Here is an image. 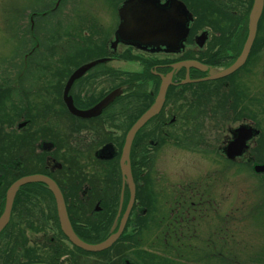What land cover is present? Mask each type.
Instances as JSON below:
<instances>
[{"label": "flooded vegetation", "instance_id": "1", "mask_svg": "<svg viewBox=\"0 0 264 264\" xmlns=\"http://www.w3.org/2000/svg\"><path fill=\"white\" fill-rule=\"evenodd\" d=\"M57 1L51 15L60 5L61 11L64 3L69 6L62 13L71 12L73 23L68 36L79 47L60 49V54H56L58 49H44L46 59L41 62L37 82L40 96L31 95L39 106L31 115L29 108L24 113H16L18 127L25 134L22 138L14 122L11 131H7L14 137L18 152L25 150L26 154L30 150L35 161L21 153L2 161L0 173L3 183L9 184L30 174L53 180L63 195L71 226L84 242L98 244L119 231L131 199V184L121 162L127 133L155 103L164 78L170 75L171 82L161 110L141 126L132 140L129 164L135 199L116 241L99 251L75 245L62 229L54 193L48 184L36 181L21 186L16 193L11 219L15 214L18 222L11 224L10 219L0 238L9 228L16 231V236L12 240L10 233L7 243L0 244V264H152L151 258L141 255V249L150 244H137L133 239L143 223L146 227L159 225L151 215L149 224L140 218L157 206L147 191L149 180L145 179L156 164L160 149L175 145L196 153H215L227 166L251 163L255 168L264 164L259 148L254 151L256 157L249 153L252 144L260 142L264 135V123L249 117V107L256 103L264 108V93L250 91L243 75L261 31L262 16L245 63L228 75L210 79V75L232 65L244 48L252 9L249 0H179L186 5L189 17L188 34L177 48L169 45L167 34L161 38L155 35L145 43L127 38L128 33L121 36L118 31L121 23L126 18L129 24L133 21V8L123 12L126 18L122 15L126 0ZM159 1L163 9L170 8L169 0ZM93 9L96 12L102 9L105 19L96 16ZM170 32L171 36L175 34L171 29ZM42 53L33 62L29 61L31 66L38 65ZM184 62L201 67H187ZM24 67L28 66L24 64ZM78 70L82 73L67 92L77 109H92L115 92L97 114L80 116L66 104V85ZM22 77L23 74L19 79ZM22 81L21 85H25V79ZM172 89L180 96V113L168 120L163 113ZM241 127L252 129V136L246 140L242 153L230 158L227 147ZM211 183H196L193 187L199 191L196 195L176 194L172 209L176 210L177 218L172 226L167 223L163 244H186V238L197 237L196 228H189L199 216L196 213L200 212V219L205 223L217 224L216 195L212 193ZM23 190L26 193L21 194ZM18 194L21 199L17 201ZM35 195L38 196L36 206L28 203ZM219 221L228 223L227 219L219 218ZM186 222L187 229L183 231ZM130 225L132 230L128 231ZM66 245H70L68 250Z\"/></svg>", "mask_w": 264, "mask_h": 264}, {"label": "rangeland", "instance_id": "2", "mask_svg": "<svg viewBox=\"0 0 264 264\" xmlns=\"http://www.w3.org/2000/svg\"><path fill=\"white\" fill-rule=\"evenodd\" d=\"M59 1L60 3L66 2V0ZM56 2L59 3L57 0H0V119L2 118L0 138L5 135V132L11 131L12 126L5 121L15 117L18 112L15 110L23 112L27 110L24 108L25 104L21 105L19 103L20 100L27 95L36 97L39 94L40 96V91L37 92V82L39 83L38 75L41 71V62L46 59L44 49H58L56 54H60V49L79 47V44L76 41H71V36H68L69 26L73 23L71 12L62 13L63 10L68 11L69 6H65L66 3H64L62 11V5H60L57 11L51 15L53 10L51 8L55 6ZM248 4L251 6L253 0H249ZM76 9L79 10V8ZM101 10L96 12V9H93V13L105 19ZM261 16V31L253 48L246 69L247 72H244L243 75L248 81L247 85L250 91L259 90L264 93V12ZM23 39L26 40L25 45L22 44ZM42 40H45L46 47H42ZM39 52L44 53L40 56L38 65L31 66L29 61L34 60ZM49 61L52 62L50 59ZM24 64L28 67L25 68ZM21 73L26 78L25 85L14 82L18 79L14 80L13 78L20 77ZM16 101L18 104L15 103ZM180 103V96L176 93V89L175 91L172 89L163 113L164 119L169 120L174 114H179ZM26 106L29 107V103ZM262 106H264V99ZM249 117L257 118V121L264 123V119H262L264 118V108L253 103L249 107ZM223 122L225 121L223 120ZM18 123L19 121L15 119V129L20 132V138H22L25 134L21 133ZM232 123L237 126L236 123ZM256 148L260 149L259 157L264 160V135L260 142L252 144L249 153L255 157L257 156L254 152ZM16 149H19V147L16 146ZM187 149L186 147L183 150L175 145H167L160 149L157 153L156 164L151 167L147 179H145L149 180L147 191L151 193L157 206L153 211L148 212L149 216L144 215L141 217L140 221L149 224L151 215L159 225L156 228L151 224L149 231L145 228L143 235L140 237L141 239H137L140 240L139 244L145 246L150 244L148 248L141 249V255L152 257V261H155L154 264H159V262L161 264H264L263 172L256 173L251 163L244 166H227L218 157H215V153L201 154ZM21 153L29 160L35 161L30 150L26 154L25 150L19 151L17 155ZM216 154L218 155V152ZM21 158H18V160ZM122 167L124 175H127V164H123ZM139 177L141 178V175ZM136 181L139 184L142 183L139 179H136ZM208 181L213 183H211L212 193L216 195V207H214L217 209V224H210L209 221L205 223L200 219V212L196 213L199 216L192 221L189 228H196L198 236L192 237L191 235V237L186 238L185 245H192L191 255L185 254L188 246L182 254L180 250L185 248L182 244H175L176 248L172 244L169 247L163 244L165 238V236L163 237V231L167 229V223L169 222V226H172L177 218L176 210L172 209L176 194L181 192L196 195L199 191L193 189L194 185L198 182ZM0 182L1 209L2 202L5 204V191L9 183H3L2 174L0 175ZM24 190L29 189L25 188ZM24 190L21 194L26 193ZM29 192L31 191L29 190ZM170 193L173 194L170 195ZM20 199L21 197L18 194L16 200ZM37 200L38 196L35 195L28 203L32 202L36 206ZM17 201H15V205ZM17 205L21 206L20 203ZM212 215H214V212L211 213ZM219 218L227 219L228 223L220 222ZM11 220H13L11 224L18 222L15 214H13ZM185 225L183 231L187 229V222ZM131 230L132 226L130 225L128 231ZM10 233L12 234V240L15 238L16 231L9 228L3 238H0V244L7 243ZM22 235L21 232V240ZM222 236H224V239H222ZM206 241H209L210 244ZM66 246L65 250H68L70 245ZM148 250L149 252H147ZM145 251L147 255L144 254ZM194 256L198 260L195 261V258L193 260Z\"/></svg>", "mask_w": 264, "mask_h": 264}, {"label": "water", "instance_id": "3", "mask_svg": "<svg viewBox=\"0 0 264 264\" xmlns=\"http://www.w3.org/2000/svg\"><path fill=\"white\" fill-rule=\"evenodd\" d=\"M159 2H160L159 0H126L121 9V12L123 15V12L126 9H128L129 7L133 8L134 9L133 17H132L133 21L131 24H129L128 18H126L123 15V17L126 19L120 25V29L118 30L119 34L121 36H125L126 33H128L127 38L134 40L137 39L143 43L149 41V39L155 38V35H157V38H161L165 36L164 34H167L169 36V45L171 47L176 46L177 48L180 41L185 39V37L188 34L187 22L189 17V11L186 5L179 0H169L170 8L168 9H163L162 6L158 4ZM263 9H264V0H254L250 12L249 34L240 56L232 65H230L225 70L210 75L209 76L210 79L228 75L234 72L236 69H238L241 65L245 63L249 55V52L251 50V47L253 45V42L255 40L258 21L263 12ZM172 10L175 11L174 14L172 13ZM170 29L175 32V34L172 36L170 35L171 34ZM184 65L187 67L190 65L201 67L200 64L193 62H184ZM81 71L83 72L82 69ZM82 72H80V70L76 71L68 80V83L65 88L64 98L70 111L80 116H90L93 114H97L100 111V109L115 95V92H112V94L108 95L105 99H103L99 104H97L92 109L89 110L77 109L74 106L73 99L71 97H67V92L73 80L76 77H78L79 73ZM170 82H171L170 75H168L167 78H164L163 80V83L160 87L155 103L142 114V116L137 120V122L130 128V130L127 133L125 144L123 147L121 162L122 164L126 163L128 167L126 173L128 174L129 182L131 184V199L126 214L124 215L122 224L117 233L113 234L105 241L98 244H89L81 240L71 226V223L69 221L66 212L64 198L58 186L53 180L49 179L47 176L38 175V174L23 176L15 180L9 186L6 193L4 211L0 216V231L7 225V223L10 220L14 199L18 189L24 184L32 183L36 181H42L49 185L50 189L55 195L58 211L60 213V217L62 221V229L70 241H72L78 247L90 251L103 250L108 248L110 245H112L122 233L128 213L135 199V187L132 181V176L129 168V152H130V146L132 140L136 132L141 128V126L148 119L156 115L161 110ZM251 136H252V129L241 127L239 129L238 136L227 147L226 153L228 157L232 158L235 157L236 155L241 154L243 148L246 146V140L249 139ZM255 169L259 172L260 171L262 172L264 171V165H258L255 167Z\"/></svg>", "mask_w": 264, "mask_h": 264}, {"label": "trees", "instance_id": "4", "mask_svg": "<svg viewBox=\"0 0 264 264\" xmlns=\"http://www.w3.org/2000/svg\"><path fill=\"white\" fill-rule=\"evenodd\" d=\"M42 42H43V45H42V47L44 46V47H46V42H45V40H42ZM22 44L23 45H25L26 44V40H24L23 39V42H22ZM32 62H33V60H32ZM32 68V67H31ZM22 74V73H21ZM14 80L16 79H18L17 81H14V82H17V83H22L23 81H22V79H25L26 80V78H24V77H22V78H20L19 79V77L18 78H13ZM21 85V84H20ZM23 85V84H22ZM22 98V97H21ZM26 101V102H25ZM35 102V101H34ZM33 102V100L31 99V96H29V95H27L26 97H24L22 100H20V104L22 105H24V108H29V114L31 115V113H33V112H35V110H37V108H38V106L39 105H37V103L35 102L34 103ZM15 103H17L18 104V102L16 101ZM28 103H29V107L28 106H26V105H28ZM15 110V109H14ZM15 111H18L17 113H20V112H22V113H24L23 111H20V110H15ZM2 119V118H1ZM0 119V123H2V120ZM14 119H15V117L13 118V119H8V120H6L5 122H7L8 123V125H10V126H12V124H13V122H14ZM1 129V128H0ZM2 130V129H1ZM10 133H8V132H5V135L2 137V138H0V162H2V161H8L9 159H12L13 157H15L16 155H17V152H18V150L19 149H16L15 150V148H16V146H17V144H16V141H15V139H14V137L13 136H11V135H9ZM0 172H1V170H0ZM14 179V178H13ZM147 229L148 231H149V226L148 227H146V226H141V228L139 229V231L137 232V234L135 235V242L137 243V244H139L140 243V240H137L138 238H140L142 235H143V233H144V229ZM187 234V233H186ZM126 239H129V237H127ZM133 239V240H134ZM141 239V238H140ZM153 242V241H152ZM175 244H172V246H174ZM166 246H171V244H166ZM182 246H184L185 248L184 249H181L180 251H181V253L183 254V252H184V250L186 249V247L188 246V248L186 249V252H185V254H189V255H191L190 254V249H192V245H190V244H188V245H185V244H182ZM174 248H176V246H174ZM152 256V255H151ZM194 258H195V261L196 260H198V258L196 259V257L194 256L192 259L194 260ZM151 259H152V257H151ZM153 262V264H154V262L155 261H152ZM157 263H158V261H157ZM159 264H161L160 262H159Z\"/></svg>", "mask_w": 264, "mask_h": 264}]
</instances>
